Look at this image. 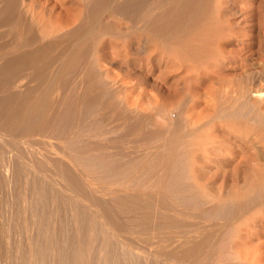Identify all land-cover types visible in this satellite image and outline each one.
I'll return each mask as SVG.
<instances>
[{
	"label": "bare ground",
	"instance_id": "obj_1",
	"mask_svg": "<svg viewBox=\"0 0 264 264\" xmlns=\"http://www.w3.org/2000/svg\"><path fill=\"white\" fill-rule=\"evenodd\" d=\"M80 2L67 15L44 7L35 13L32 0H0V194L19 191L24 234L12 253L9 230L17 223L6 226L0 264H263L264 250L253 246L264 235V59L253 58L257 36L235 32L229 0ZM250 7L264 36V10ZM123 23L160 41L163 53L181 56L197 87L208 79L205 115L189 121L194 96L187 94L177 121L168 110L162 121L140 120L135 110L119 112L107 127L111 114L102 118L106 107L99 117V93L76 95L78 76L84 88L106 89L102 39L115 41ZM74 35L77 51L66 55L61 44ZM233 41L243 45L237 52L227 50ZM255 68L261 71L250 72ZM89 119L100 135L116 139L81 138L79 121ZM145 122L157 129L148 131ZM222 133L239 141L235 160L211 158Z\"/></svg>",
	"mask_w": 264,
	"mask_h": 264
},
{
	"label": "rangeland",
	"instance_id": "obj_2",
	"mask_svg": "<svg viewBox=\"0 0 264 264\" xmlns=\"http://www.w3.org/2000/svg\"><path fill=\"white\" fill-rule=\"evenodd\" d=\"M27 1H30V0H27ZM32 3L34 5L33 11H35V13H39L42 10V8L44 7V9H45V11H47V13L49 11L53 10V11H56L57 13L66 12L67 15H70V14H73V12L76 11L77 9L81 8L80 0H32ZM227 5H228L227 9H229L228 11H230V14H231L230 16L234 22V27L236 29L235 32H237V31L240 33L244 32V34L246 32V34H248V36H251V34H252L250 39H252V37L257 36L256 39L258 41L255 43L256 45L254 44V49H253L255 51L257 50L256 51L257 54L255 53V56H253V58L256 59L255 61L260 60L261 57L264 59V48L262 50V47H261L264 44V38H263L264 36H263V32L261 31L262 27H260L261 25L259 24L260 20H258L260 17V14L257 11L254 12L256 15H257V13L259 14L258 18L256 16L254 18L253 16H251V14H254V13L248 9V6L250 5L251 6L250 8H253V7L256 8L257 7L258 10L259 9L264 10V0H229V3ZM245 5H248V6L245 7ZM252 19H253V22H255V23L257 22L255 27L249 26V24H250L249 22ZM237 22H239V23H237ZM124 26H126V24L125 25H124V23L121 24V29H122L123 33L119 37H117V39H115V41L108 39V37H104L102 39V43H103L102 46L103 47H102V50L101 49L100 50L102 51L103 54L100 53V56H102L101 58H102L103 63L102 62L101 63H102V66H104V68L109 69L110 75H111V76L107 77V79H106V82H107V84L105 86L106 89L103 88V90H101L100 89L101 87H100L99 88L100 90H98L99 92H95V91H97L96 89H98V88H95L96 85L91 86L93 84H91V85L86 84L87 87L85 86V88H84V83L80 82L81 78H80V80H77L79 78V76H78V78H76V77L74 78V82H75L74 84H75V89H76V90L75 89L74 90H75L76 95H78V92L80 93V91H83V92L85 91L89 94L94 93L93 95H96L97 93H99V94H97V96L98 95L100 96V99L98 96V101H100V102L98 103V101H97V103H98L97 105L100 104V106H103V107L98 106L99 110L102 109L100 112L98 111V114L100 113L99 117H101L102 115L105 114V113L102 114L101 112H104V111L107 112V110H108V112L102 118L103 119L107 118L105 124L108 123L109 121H111L112 122L111 125H114L113 123L116 122L115 120L122 116V115L118 116L119 112H120V114H122L124 112L131 113L132 111H135V110L138 111V114H139L138 116L140 117V120H141V118L142 119L146 118L147 120L145 119V121H148V122L153 121L152 123H156L155 121H159V120L162 121V118L160 116L163 114L160 115V113H163V111L168 110L167 111L168 117L170 116L175 121H177L178 120V113H179L178 107L182 103L181 99L184 96H186L187 94L191 98H192V96H194L192 98L193 102L189 105V107H187V113L185 115L189 119V121H196L197 119H200L197 117H202L203 115H205L206 112H208L207 108H209V105H210L209 102L207 101L208 100L207 99V96H208L207 93H208V89H209V87H207L208 86V83H207L208 79L206 80V78H205L206 82L204 85L201 86V88L197 87L196 83H193L195 80L193 81L192 79H190L188 77L189 75L194 76L195 75L194 72H192V73L190 72L191 74H187L184 72L183 67H182V63L184 65L187 63L183 61L184 59L181 56H180V58L182 59V61L180 60L179 56L177 58V55H175V54H173L174 57H172V55L170 56V55H167L166 53H163L164 51L162 52V48H163L162 46H164V44H162L160 41L157 42L156 40H154V38L152 39V37H150V35H148V33L144 32V31H143L144 33H141L142 31L138 33L139 30H136L135 33H134V31H132L133 32L132 33L128 28L126 29ZM6 28H7L6 30L8 32H10V30H11L10 27H6ZM16 30H19V27H16ZM84 30L81 33V35H83L85 33ZM250 30H251V32H250ZM101 32H103V31H101ZM13 33L14 32H11L12 35H13ZM85 36L88 37L89 36L88 33ZM73 38H75L76 41H74ZM3 41H4V39H3ZM77 41H78V38L74 35L72 37L66 38L65 41L62 42L61 45H62V48H64L66 55L67 54L73 55L74 53H76L75 51H77V49L74 46H75ZM110 41L111 42L113 41V44H109ZM0 42H2V41H0ZM262 42H263V44H262ZM242 47H243V45L241 44V41H239V42L233 41L230 45H228L227 50L229 51V48H231L232 49V50L230 49L231 51H235L234 50V48H235L236 49L235 52H237V50L238 49L240 50ZM170 53L172 54V51ZM170 53H168V54H170ZM164 55H165V58H164ZM173 58H174V60H173ZM177 66H178V68H177ZM254 71L255 72L257 71L259 73V71H261V68H255L250 72H254ZM183 72L185 74H183ZM186 75H188L187 77L190 79L188 81L189 84L186 81V78H187ZM184 76H185V78H184ZM183 79H185V82ZM82 83H83V85H82ZM113 83H114V85H113ZM77 84L83 86V88L85 90L82 87H81L82 90H81V88H77L78 87ZM108 84H110L109 87H107ZM209 85H210V83H209ZM193 87H195V88H193ZM86 88H88L87 91H86ZM196 88L197 89L199 88L200 90L199 89L196 90ZM89 89H91V90H89ZM110 89H111V91L117 93L116 95L119 98L118 100L115 99L114 97H112L114 93L109 91ZM113 89L116 91H114ZM77 90H78V92H77ZM107 90L109 92H111V94L113 93L112 96ZM88 91H90V92H88ZM100 91H101V93H100ZM102 91H104V92H102ZM189 92L193 95H191ZM192 92H194V93H192ZM105 93H106V95H105ZM196 93H198L197 97H196ZM199 93L202 95H205L203 97V99L198 98V95H200ZM103 94H104V96H103ZM101 96L104 97L105 99L102 98ZM106 97H107V99H106ZM200 97H202V96H200ZM101 98L104 101H106V103H104V101H103V105L101 104L102 103ZM125 99H126V101H125ZM206 103L209 105L207 106ZM83 106L84 105H82V107ZM106 107H107V110H106ZM203 108H205V109H203ZM204 110H205V112H204ZM111 112L114 114H112ZM107 114H111V116L114 115V117L117 115L118 117L116 116L115 118L114 117L112 118L110 116L112 118L111 119L109 117V115L107 116ZM94 119H89L87 121L84 120L82 122L79 121L78 131L79 130L81 131V132H79V135H81V138L92 139L93 144H97V143H101V142L105 143V141H113L112 139H116V137H114L116 135L113 133H111L112 135H110L109 133H107V135L106 134L100 135V132H99L100 130L97 131L98 130L97 127L94 128V126H93L94 123L93 124L90 123ZM111 122H109L108 124H110ZM148 122L147 123L145 122V124H144V126L147 125V128H148L147 130L150 132L155 131V129H157V128L154 129V127H153L151 130V125H148V124H150ZM84 124H86L85 126L87 128L84 126ZM106 126L111 127L107 124H106ZM85 128H86V131L84 130ZM92 130H94V131H92ZM87 131H89V132H87ZM84 133H85V136L87 135L86 137L83 136ZM86 133H88V134L91 133V136L90 135L88 136V134H86ZM97 134L99 137L97 136ZM222 135H224V137H226L227 139L226 138L223 139L224 137ZM220 136L222 138L220 137V140L218 139V143L216 142L220 146L215 143L214 146L217 147V149H213L214 147L212 148L213 150L210 151L211 153L213 152L211 155V158H214L213 157L214 155H215V157H216V155L219 156V158H218V156L216 157L217 159L215 158L216 160H221L223 158H225V159H231L232 158L233 160H235L236 158H238L239 155L237 154V151H239V149H240L238 146V142H239V141H237L238 139L236 140L237 143H235L236 141H234V139L232 137H230L226 134L222 133V134H220ZM111 137H114V138H111ZM97 139H98V142H96ZM94 140H95V142H93ZM99 140L100 141L103 140V141L100 142ZM155 140H157V141H154V142H157V143L160 141V139H159V141H158V139H155ZM227 140H229V141H227ZM34 141L35 142L33 144L35 147H39V144L43 145L42 143H39L36 140H34ZM111 143L107 146H110V147L114 146V143L113 142H111ZM157 143H153V144L156 145ZM230 143L231 144L233 143L235 145V147L233 144L231 145ZM222 145H224V146H222ZM152 147H155V146L153 145ZM228 148H230V149H228ZM110 150L113 151V148L108 149V151H110ZM243 150H242L243 152L241 150H240V152L246 153L247 150L246 149H243ZM214 153H216V154H214ZM208 164H210V165H207V166H210V167L214 166L211 163H208ZM214 171H215V169H212L210 172L212 173ZM101 183L106 185V183H108V182H105V183L101 182ZM109 183H110V181H109ZM111 184H113L112 187L115 186L114 183L111 182ZM11 190H12V192H11ZM11 190H9V193H7V194L6 193L0 194V220H1L0 223L2 224V225L0 224V228L3 226L2 227L3 229L4 228L5 229H7V228L8 229H14V227H15L14 225H16L15 222L17 223V225L18 224H20V225L19 226L16 225V228H15L16 230L15 229H14L15 231L13 230L14 233L12 230H9L10 238L5 235V234H7L8 229L7 230L4 229V231H6V232H3V229H0V235H3V234L5 235V236L4 235L0 236V241L3 237V239H2L3 243L0 242V244H1L0 245V250H1L0 254L1 255L4 252L2 250L6 249L5 244H4L6 242V240H4V239H7V237H8V239L10 241V245H11V246H9V249L11 250L12 253H14V251H15L14 250L15 249L14 241L23 239L22 237L24 235L23 234V228H22L23 227L22 226L23 225V220H22L23 215L20 214L21 213V207H20V202H19L20 193H19V191H16L15 187ZM14 191H15V193H13ZM16 192L19 194H17ZM15 196L18 200L15 198ZM17 205H19V207H17ZM7 223L10 225L12 224L13 228H12V225L11 226L7 225ZM6 226H7V228H6ZM18 227H19V229H17ZM20 227H21V230H20ZM18 230H20V231L18 232ZM11 231L13 234H15V235L17 234V236H19V237H21V235H22V237L21 238H18L17 236L15 237L14 235H12ZM4 237H6V238H4ZM13 237H15V238L13 239ZM16 238H18V239H16ZM2 245H3V247H2ZM136 246L138 248L141 247V246L139 247L138 245H136ZM253 246L256 248H259L261 250H264V235L261 237L260 240L254 241Z\"/></svg>",
	"mask_w": 264,
	"mask_h": 264
}]
</instances>
